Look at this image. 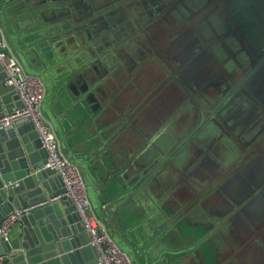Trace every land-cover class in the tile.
Here are the masks:
<instances>
[{
  "label": "crops",
  "instance_id": "obj_1",
  "mask_svg": "<svg viewBox=\"0 0 264 264\" xmlns=\"http://www.w3.org/2000/svg\"><path fill=\"white\" fill-rule=\"evenodd\" d=\"M0 29L133 264H264V0H0ZM17 104L0 72V114ZM39 140L29 119L0 128L1 169L27 155L42 168ZM44 181L54 204L60 178ZM2 204L0 218L15 208ZM58 208L94 261L74 205ZM54 217L34 225L61 229ZM39 245L3 254L21 264Z\"/></svg>",
  "mask_w": 264,
  "mask_h": 264
},
{
  "label": "built area",
  "instance_id": "obj_2",
  "mask_svg": "<svg viewBox=\"0 0 264 264\" xmlns=\"http://www.w3.org/2000/svg\"><path fill=\"white\" fill-rule=\"evenodd\" d=\"M0 66L3 82L14 90L18 104L12 110L0 114V127L7 128L18 118H28L38 134L46 152L42 168L48 167L60 178L62 190L56 196L65 195L82 222L88 235V243L94 248L99 264H133L130 255L109 234L105 222L92 209L86 183L79 166L63 152L54 125L42 110L45 83L36 73L27 71L10 48L0 29ZM27 211L26 207L13 208L0 218V237L6 239L11 226ZM5 256L0 253V264Z\"/></svg>",
  "mask_w": 264,
  "mask_h": 264
},
{
  "label": "water",
  "instance_id": "obj_3",
  "mask_svg": "<svg viewBox=\"0 0 264 264\" xmlns=\"http://www.w3.org/2000/svg\"><path fill=\"white\" fill-rule=\"evenodd\" d=\"M1 78L4 77V72L0 66ZM14 91V90H13ZM1 109V105H0ZM28 119L26 117H21L13 121V124H16L18 120ZM2 128V127H0ZM13 134V133H11ZM31 135V134H30ZM13 136V135H12ZM25 140L24 138H21ZM41 145V141L37 142V146ZM20 153V156L23 155ZM5 156L9 159L8 154ZM22 157L18 161V165H15V162H10L9 165L5 164V167L1 169L0 167V209L5 206L2 204L12 203L16 208L26 207L28 208L25 213L21 215L19 220L14 223L13 226L18 230V234H22V242L19 244L18 240L15 239V236H10L11 232L7 233L6 239L12 241L10 248L1 249L0 253L11 251L13 248L17 249L21 245L25 246L26 243L31 246L39 245L34 248L35 251L44 252L41 256L33 257L30 253H25L24 262L21 264H99L97 258L94 261L84 262L82 258V253L84 249L75 248L76 245H79L75 239V245L72 246V241H67L66 237L75 230L74 225H69L71 221H74L71 216L68 214L69 210L64 208L63 210L58 208L59 203L62 199H68L65 195L59 196L57 199L59 201L51 204L48 202L51 197L55 194H50L46 189V182L44 181V173L49 171L51 168H39L41 165L34 163L31 159V155ZM54 172L53 169H51ZM84 174V172H83ZM85 176V174H84ZM86 177V176H85ZM87 182V180H86ZM45 188L46 194H42V189ZM27 191V193H26ZM41 193L39 197L34 199L30 198L34 194ZM41 202L39 206L31 207L36 203ZM49 203V204H47ZM48 209L55 210L54 219L57 220L58 227L61 226V229L46 230L41 226L37 228L34 224L37 219L38 223L44 221V219L38 218L39 216L43 217ZM58 208V209H57ZM68 214L67 217L65 215ZM3 238L0 237V242ZM14 240V241H13ZM70 245L72 247H70ZM86 249V247H85ZM96 254V252H95ZM11 258H5L4 263L9 264ZM38 260V261H37ZM37 261V262H36Z\"/></svg>",
  "mask_w": 264,
  "mask_h": 264
},
{
  "label": "rangeland",
  "instance_id": "obj_4",
  "mask_svg": "<svg viewBox=\"0 0 264 264\" xmlns=\"http://www.w3.org/2000/svg\"><path fill=\"white\" fill-rule=\"evenodd\" d=\"M177 32V30H170V33H172L171 35L175 34ZM39 75V74H38ZM40 76V75H39ZM41 77V76H40ZM42 78V77H41ZM43 79V78H42Z\"/></svg>",
  "mask_w": 264,
  "mask_h": 264
}]
</instances>
